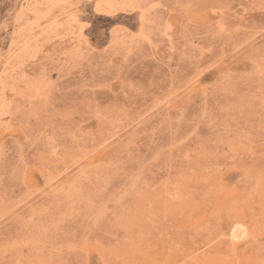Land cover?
Returning <instances> with one entry per match:
<instances>
[{"label": "rangeland", "instance_id": "1", "mask_svg": "<svg viewBox=\"0 0 264 264\" xmlns=\"http://www.w3.org/2000/svg\"><path fill=\"white\" fill-rule=\"evenodd\" d=\"M0 264H264V0H0Z\"/></svg>", "mask_w": 264, "mask_h": 264}, {"label": "bare ground", "instance_id": "2", "mask_svg": "<svg viewBox=\"0 0 264 264\" xmlns=\"http://www.w3.org/2000/svg\"><path fill=\"white\" fill-rule=\"evenodd\" d=\"M144 172V171H143ZM107 208V207H106ZM31 221V220H30Z\"/></svg>", "mask_w": 264, "mask_h": 264}]
</instances>
